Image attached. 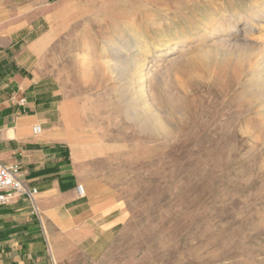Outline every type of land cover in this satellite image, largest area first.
Returning a JSON list of instances; mask_svg holds the SVG:
<instances>
[{
  "label": "rangeland",
  "instance_id": "rangeland-1",
  "mask_svg": "<svg viewBox=\"0 0 264 264\" xmlns=\"http://www.w3.org/2000/svg\"><path fill=\"white\" fill-rule=\"evenodd\" d=\"M56 5L76 157L102 159L125 212L93 264H264V0ZM130 33L141 79L114 69Z\"/></svg>",
  "mask_w": 264,
  "mask_h": 264
},
{
  "label": "crops",
  "instance_id": "crops-1",
  "mask_svg": "<svg viewBox=\"0 0 264 264\" xmlns=\"http://www.w3.org/2000/svg\"><path fill=\"white\" fill-rule=\"evenodd\" d=\"M57 1L0 0V161L36 189L34 201L20 192L0 205V264H93L125 223L102 159L76 157L66 125L63 81L48 59Z\"/></svg>",
  "mask_w": 264,
  "mask_h": 264
},
{
  "label": "built area",
  "instance_id": "built-area-1",
  "mask_svg": "<svg viewBox=\"0 0 264 264\" xmlns=\"http://www.w3.org/2000/svg\"><path fill=\"white\" fill-rule=\"evenodd\" d=\"M34 133H39L41 127L36 125L33 128ZM81 195H85V188L82 184L78 186ZM26 193L32 201L36 189H29L25 186L20 177V168L17 164L6 165L0 161V205L7 204L12 201L17 193Z\"/></svg>",
  "mask_w": 264,
  "mask_h": 264
},
{
  "label": "bare ground",
  "instance_id": "bare-ground-1",
  "mask_svg": "<svg viewBox=\"0 0 264 264\" xmlns=\"http://www.w3.org/2000/svg\"><path fill=\"white\" fill-rule=\"evenodd\" d=\"M256 16L259 18H262L261 17L262 13H256ZM253 20L254 19H252V21ZM122 41H124V42H122V43H124V45H122L123 51H122V53H120V55L118 57V61H116L114 63V69L118 70V71L122 70L125 72L129 71L131 73L132 77L141 79L143 77L142 72H143L144 67L146 65L145 59H140L138 57L131 55V51L134 49L133 48L134 45H137L139 43V40H137V38L135 37L134 34L130 33L129 38L127 36H125V37H123ZM235 43L237 44V42H235ZM111 48L113 49L112 46H110V49ZM182 51H185V49H183Z\"/></svg>",
  "mask_w": 264,
  "mask_h": 264
}]
</instances>
